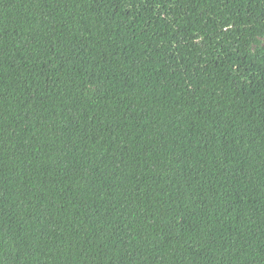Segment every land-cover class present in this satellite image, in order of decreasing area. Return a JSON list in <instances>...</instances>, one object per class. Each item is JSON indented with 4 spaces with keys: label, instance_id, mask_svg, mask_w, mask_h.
I'll return each instance as SVG.
<instances>
[{
    "label": "trees",
    "instance_id": "trees-1",
    "mask_svg": "<svg viewBox=\"0 0 264 264\" xmlns=\"http://www.w3.org/2000/svg\"><path fill=\"white\" fill-rule=\"evenodd\" d=\"M0 264H264V0H0Z\"/></svg>",
    "mask_w": 264,
    "mask_h": 264
}]
</instances>
